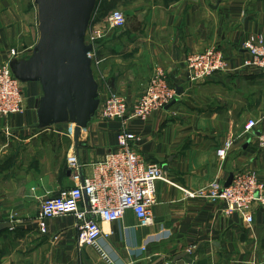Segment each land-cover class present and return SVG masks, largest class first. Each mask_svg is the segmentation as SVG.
<instances>
[{
  "label": "crops",
  "instance_id": "1",
  "mask_svg": "<svg viewBox=\"0 0 264 264\" xmlns=\"http://www.w3.org/2000/svg\"><path fill=\"white\" fill-rule=\"evenodd\" d=\"M26 1L34 4L0 0V64L26 58L38 41ZM115 8L125 12L126 25L100 39L99 85L133 103L160 67L171 87L183 89L170 106L131 123L137 151L166 173L156 183L154 224L141 226L128 210L119 221L100 223L98 246L82 247L72 215L49 218L47 232L40 231L41 203L91 177L118 147L122 122L102 119L98 109L76 143L73 124L37 127L40 87L25 84L24 111L0 117V224L10 225L0 228V264H264L263 203H253L248 225L242 213L226 214L222 201L188 198L181 189L225 185L248 170L264 182L258 128L244 131L264 107V73L240 66L243 42L264 33V0H100L94 24L105 26ZM210 47L223 51L231 70L191 83L186 58ZM229 138L233 145L221 161L217 150ZM73 154L78 171L67 162Z\"/></svg>",
  "mask_w": 264,
  "mask_h": 264
},
{
  "label": "built area",
  "instance_id": "2",
  "mask_svg": "<svg viewBox=\"0 0 264 264\" xmlns=\"http://www.w3.org/2000/svg\"><path fill=\"white\" fill-rule=\"evenodd\" d=\"M125 25V12L114 9L107 15L105 26L91 25L88 39L96 45L108 30L121 29ZM243 49L247 55L243 57L240 66L264 73V33L246 39ZM90 55L93 64L101 66L104 59L97 56V48ZM185 67L191 83H199L218 72L231 70L223 51L216 47L191 53L185 60ZM177 97V88L169 85L167 74L160 67L154 69L143 94L133 103L123 94L100 86L101 118L122 122L118 147L95 165V172L91 177L70 189L61 190L58 195L41 203L37 218L40 231L47 232L49 218L72 215L76 219L78 242L82 247L98 246V240L103 234L100 223L119 221L128 210L135 213L141 226L153 225L152 208L158 202L156 183L158 180H165L166 173L161 165L147 162L137 151L136 143L140 138L131 130V123L134 120L146 121L154 112L164 109ZM25 103V83L14 76L8 63L0 64V117L22 113ZM255 129L258 130L255 134L258 145L264 150V107L244 125L245 132L250 133ZM232 145L233 139L229 138L217 150L219 160L227 159ZM67 162L70 169L78 171L81 168L75 154L68 155ZM181 189L188 198L222 201L226 205L223 210L226 214L240 212L248 225L254 223L251 212L253 203L264 204V182L254 170L235 174L229 186L213 181L199 189Z\"/></svg>",
  "mask_w": 264,
  "mask_h": 264
},
{
  "label": "water",
  "instance_id": "3",
  "mask_svg": "<svg viewBox=\"0 0 264 264\" xmlns=\"http://www.w3.org/2000/svg\"><path fill=\"white\" fill-rule=\"evenodd\" d=\"M99 2L34 0L39 39L29 56L7 61L19 81L40 87L35 100L37 127L73 124L76 143L80 131L95 119L101 103L100 85L90 55L97 46L88 39ZM177 90L178 94L183 92L181 87ZM232 180L233 175L225 186ZM5 225L10 226L2 223L0 228Z\"/></svg>",
  "mask_w": 264,
  "mask_h": 264
},
{
  "label": "rangeland",
  "instance_id": "4",
  "mask_svg": "<svg viewBox=\"0 0 264 264\" xmlns=\"http://www.w3.org/2000/svg\"><path fill=\"white\" fill-rule=\"evenodd\" d=\"M24 1V0H23ZM25 3H27V1L25 2ZM26 5V4H25ZM34 19H32L31 21H33V23L35 24V26L37 27L38 26V24H39V21H38V12H37V6L35 5V3H34ZM115 9H121V8H115ZM114 10V9H113ZM111 12V11H110ZM106 20V19H105ZM105 24V23H104ZM91 25L92 26H94V25H99V24H97V23H95L94 24V17H93V20H92V23H91ZM122 29V28H121ZM37 35L39 36V30L37 29ZM38 39H39V37H38ZM99 48V47H98ZM97 56H98V49H97ZM99 57V56H98ZM5 63H7V61L5 62ZM2 64V63H1ZM93 66H94V70H95V74L98 76V71H99V69H100V67L101 66H99V67H97V66H95L94 64H93ZM176 101V100H175Z\"/></svg>",
  "mask_w": 264,
  "mask_h": 264
},
{
  "label": "trees",
  "instance_id": "5",
  "mask_svg": "<svg viewBox=\"0 0 264 264\" xmlns=\"http://www.w3.org/2000/svg\"><path fill=\"white\" fill-rule=\"evenodd\" d=\"M103 4H104V2H103ZM104 7V6H103ZM34 8V4L33 3H31V2H27V4L25 5V10H26V12H29L31 9H33ZM100 9H102L101 7H100ZM96 14V13H95ZM95 16V15H94ZM102 42L103 41H98L97 43H96V46H97V48L102 44ZM99 56H101V51L99 50Z\"/></svg>",
  "mask_w": 264,
  "mask_h": 264
}]
</instances>
